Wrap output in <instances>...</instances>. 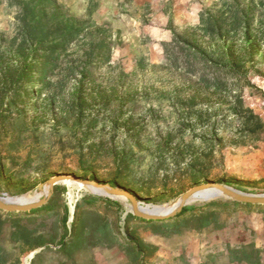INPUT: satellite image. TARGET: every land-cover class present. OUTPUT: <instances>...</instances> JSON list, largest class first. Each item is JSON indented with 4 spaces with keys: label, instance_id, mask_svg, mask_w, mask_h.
Segmentation results:
<instances>
[{
    "label": "rangeland",
    "instance_id": "1",
    "mask_svg": "<svg viewBox=\"0 0 264 264\" xmlns=\"http://www.w3.org/2000/svg\"><path fill=\"white\" fill-rule=\"evenodd\" d=\"M152 2L0 0L1 197L55 175L142 207L264 194V0ZM57 185L48 212L0 209V264H264V204L144 219L85 186L71 213Z\"/></svg>",
    "mask_w": 264,
    "mask_h": 264
},
{
    "label": "water",
    "instance_id": "2",
    "mask_svg": "<svg viewBox=\"0 0 264 264\" xmlns=\"http://www.w3.org/2000/svg\"><path fill=\"white\" fill-rule=\"evenodd\" d=\"M68 181L81 182L88 188L93 189L99 193H105L114 197L125 198L131 204L133 214L144 219H162L174 215L183 205L188 203L191 199L205 193L222 194L244 203L264 204V194L247 193L219 182H209L193 186L188 191L184 192L175 200L163 207L152 205L157 208L158 213L149 214L142 210L140 201H138L136 197L127 190L112 186L109 183L84 180L78 176L55 175L45 180L42 188L46 190L47 193L43 197L26 200L24 199V196L27 194L16 198H3L0 196V209L9 212H26L39 208L49 201L54 193V189L57 184L66 183ZM37 190H40V188H38Z\"/></svg>",
    "mask_w": 264,
    "mask_h": 264
},
{
    "label": "trees",
    "instance_id": "3",
    "mask_svg": "<svg viewBox=\"0 0 264 264\" xmlns=\"http://www.w3.org/2000/svg\"><path fill=\"white\" fill-rule=\"evenodd\" d=\"M159 1H160L161 6H162L163 3H164V0H153L152 4L155 3V2L158 3ZM167 22H168V20H167ZM145 25H147L146 22H145L144 26H143L142 28H140V34H142V35H145V34H144L145 31L149 32V30H147V27H146ZM146 35H149V33L146 34ZM156 41H157V39H156ZM123 49H124V47L122 46V48L119 49V52L121 53V52L123 51ZM93 66H94V61H93V60L90 59V60L86 61V63H85V69L88 70V69L92 68ZM60 187H61L60 185H56V186H55V189H54V193H53V195L57 192L58 188H60ZM190 203H191V202L186 203L185 205H183V206H182V207H181V208H180V209L174 214V217L183 216V215H185L186 213L193 211L195 208H194V206L191 205ZM51 208H52V204H51V200H50V201H48L46 204L42 205L41 207L36 208V209H33V210H30V211H26V212H24V213H27V214L35 213V212H42V213H45V212H48V210H50ZM1 212H3V211H1ZM3 213H4V212H3ZM10 213H22V212H10Z\"/></svg>",
    "mask_w": 264,
    "mask_h": 264
},
{
    "label": "bare ground",
    "instance_id": "4",
    "mask_svg": "<svg viewBox=\"0 0 264 264\" xmlns=\"http://www.w3.org/2000/svg\"><path fill=\"white\" fill-rule=\"evenodd\" d=\"M66 183L69 186L68 197H69V200H70V207H71V213H72L74 211V201H75L74 187H77L79 189H83V188H85V185L83 183H81V182H71V181H68ZM46 193H47L46 190L33 191V192L28 193L27 195H25L24 196V199L30 200V199H33V198H41ZM142 210H144V212L149 213V214H156V213H158L157 208L155 206H152V205H147L145 207H142Z\"/></svg>",
    "mask_w": 264,
    "mask_h": 264
}]
</instances>
